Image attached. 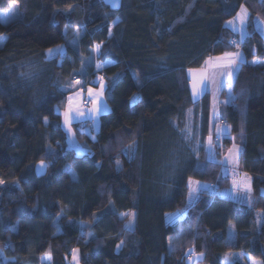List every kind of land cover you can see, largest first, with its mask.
<instances>
[{
  "label": "trees",
  "instance_id": "16d2710c",
  "mask_svg": "<svg viewBox=\"0 0 264 264\" xmlns=\"http://www.w3.org/2000/svg\"><path fill=\"white\" fill-rule=\"evenodd\" d=\"M16 2L21 19L0 22V264H264V36L253 27L264 0H123L118 12L100 0ZM12 3L0 0V12ZM241 8L243 40L225 27ZM59 46L65 55L48 60ZM236 51L244 62L220 115L253 201L203 188L187 207L189 179L228 186L206 152L210 95L193 102L187 72ZM76 77L102 78L110 107L93 139L75 128L83 155L62 127Z\"/></svg>",
  "mask_w": 264,
  "mask_h": 264
},
{
  "label": "rangeland",
  "instance_id": "374dc122",
  "mask_svg": "<svg viewBox=\"0 0 264 264\" xmlns=\"http://www.w3.org/2000/svg\"><path fill=\"white\" fill-rule=\"evenodd\" d=\"M10 8H11V6H10ZM6 11H1L0 12V22L1 23L7 24V23H10L12 21L21 19V13H20V10H19V5H18V8L16 10L15 17L12 18L10 21H5L4 18H3L2 14H4ZM238 14L245 16V20H244V24L243 25H241L240 22H239V19H237ZM234 19H236L235 30H233L232 26L227 24L228 21L225 23V27L228 28L229 30H231L232 32H234L235 34H237V35L239 34L240 35V40H243L246 37L247 34L242 37L241 33L242 32L248 33V25H249V14H248V11L247 10L245 11L244 8H241L239 10V12L237 13V15L234 18L230 19V20H234ZM253 27H254V29L256 31H258L260 34H262L264 36V22L263 21H260L259 19H255L253 21ZM5 41H6V37L5 36H0V48L4 45ZM58 49L62 50V51H58ZM52 50L53 51H52L51 54L49 53V51L46 53V57H47L48 60L54 59V58H56L58 56H62L63 57L65 55V47L64 46H59V47H56V48H54ZM215 62H216L215 58H213L211 63H215ZM209 67L210 66L208 64H206L205 69L207 71H206L205 75L208 76V79H207L208 82L206 84H207V89H209L212 92V94H211L212 95V100L214 101V100H216V98H217L216 96L220 92V90L216 91L217 86L221 83V81H223V86L227 87V85H230L231 81H233L234 76L229 81V80H227L226 77L220 75V73L222 71H224V69L219 68L218 70L213 71L211 73V72H209ZM187 77H188V80H189V87H190L192 101L193 102H197L201 98V95L203 93L202 85H199V83H198V93L199 94L194 97L193 96V83H192L193 82V75H191L189 73V71L187 72ZM79 78L82 79V77H79ZM195 79H196L197 82H199V80L201 79V72L199 70H197L195 72ZM95 80L98 81L99 78H95ZM95 80L91 81L92 84L96 83ZM72 83H73V81H72ZM97 85H99V86L96 87V88L94 86H91V85L86 87L85 96H86V98H88L89 100H91L93 102V107L90 108V109L84 110V115L88 119L87 122H85V121L81 122L75 127L81 133H84V134L93 135L92 133L95 134L96 130L98 132L99 128H100V117L105 115V114H107V113H109V111H110V107H109V105H108V103L106 102V99H105V84L103 82V85H104L103 95L100 96L99 98H97L96 94L100 91L101 79L98 81ZM72 86H73V88H70L71 90L74 89L75 85H72ZM89 89L93 90L92 96H89ZM227 90L229 91L230 88H228ZM228 91L225 90L224 94H229ZM71 98H72L71 101L74 104L75 99H74V97H71ZM83 102H84V97H83ZM105 104L107 105L108 111H103V105H105ZM97 107H99L101 109V111L99 113H96L94 111V109L97 108ZM82 108H83V103H82ZM90 117H94L98 121V126L97 127L93 128L92 119H90ZM63 126L65 128L68 148L73 150L78 155H83L85 153L81 149V146L83 144L80 143L79 141L77 142L76 135L74 134L72 127L70 125L66 126L64 121H63ZM76 145L80 146L79 149L76 147ZM237 146H239V145H237ZM208 147H209V145L207 146V149H208ZM230 149H233V147L231 146ZM229 150L226 151L225 153H222L223 155L218 153L220 155V157L222 156L221 158H219V156H217V149L212 148L211 154H209V152L207 151L208 159L211 160V161L218 162V164L221 165V176L228 180V186L223 188V189H221V190H219V191L217 190V194L220 197L224 198V199H228V200L234 201L236 203L244 204V205H249L253 201L252 190L250 192L247 191L246 189L243 188L242 184L245 182L246 177L250 178V176L246 174V177H245V173L242 172L240 170V168H239V153H238V163H237L236 159H234V155L235 154L234 153H230ZM224 151H225V149L222 152H224ZM234 180H236L238 182L237 186H235V187L233 186V181ZM247 183H249L250 186H251V178L247 179ZM200 185H202V184L200 183ZM192 187L193 188H197V185L194 183L192 185ZM202 189L203 188H197V191L193 194L194 198L191 201L189 199V194H188L187 207H189V206H191L192 204L195 203V201L197 199V196L199 194V191H201ZM182 214H183V212H177V213H174V214H169L167 216V218H166V222L167 223H174L175 221H177V220H179V219H181L183 217ZM129 220H131V222H132V227L130 229L126 228V224H128ZM258 223L261 224V221H258ZM134 225H135V215H134V213H130L129 217L127 218V222L125 223V228L128 231H132L134 229ZM231 231H234V229L231 228ZM196 260L197 261L199 260V256L195 257V255H194L190 259V261H191L190 263L196 262ZM41 262H42V264H49V258H47V257L43 258ZM70 262H71V260H70ZM247 264H260V263L256 262V261L249 260L247 262Z\"/></svg>",
  "mask_w": 264,
  "mask_h": 264
},
{
  "label": "snow or ice",
  "instance_id": "6c2138e0",
  "mask_svg": "<svg viewBox=\"0 0 264 264\" xmlns=\"http://www.w3.org/2000/svg\"><path fill=\"white\" fill-rule=\"evenodd\" d=\"M114 6H118V0H115L114 2ZM189 7H191V5H189ZM18 8V4L16 2V0H13V3L11 5V8L9 10H7L3 15V18L5 21H10L12 18L15 17V14H16V10ZM246 11V10H245ZM237 19H239V22L241 25L244 24V20H245V16L244 15H240L238 14V17ZM228 25L232 26L233 27V30H235V27H236V19L234 20H230L227 22ZM259 27V26H258ZM247 33L246 32H242L241 35L242 37L244 35H246ZM232 44H236V41H231ZM237 47H239V45H236ZM99 49H100V46L97 45L96 46V50L97 52H99ZM52 49H49V53L51 54L52 53ZM58 51H62V50H59ZM213 58H209V61H206L205 63L208 64L210 67L212 68H222L224 69V71H222L220 73L221 76H224L227 78V80H231L234 76L235 73H237L239 71V68H238V62L239 63H243L244 62V57H243V54L239 51L237 52H226L224 54V57H216L215 58V61L216 63H211ZM253 63H256V61H253ZM97 67H100V65H97ZM197 70H193V69H189V73L191 75H193V96H197L199 93H198V83L199 85H202V90L203 91H206L207 90V84L205 83V80L208 79V76L205 75L206 73V69H201L199 70L201 72V79L199 80V82L196 81L195 79V72ZM80 74H83V72H81ZM77 84L80 83V81H76ZM220 87H223V81H221L220 83ZM103 88H104V85H103V80L101 78V87H100V91L96 94L97 98H99L100 96L103 95ZM92 92L93 90L92 89H89V96H92ZM71 100L72 98L70 97L69 98V107L67 109V111H65L64 113V117H65V120H64V123L66 126L70 125L71 123V120L73 119V108H72V103H71ZM94 111L96 113H99L101 111V109L99 107L95 108ZM103 111H108L107 109V105H103ZM77 114L78 115H82L83 113H79L77 111ZM90 119H92V125H93V128L97 127L98 126V121L94 118V117H90ZM218 131H220V129H218ZM208 149L207 151L209 152V154H211V150H212V137L209 136V139H208ZM76 147L79 149V145H76ZM131 148L132 146H129V152H126L125 154L126 155H129L130 158H131V155H133V153L131 152ZM230 153H234V159H236V162L238 163V153L240 151L239 147L236 146V145H233V149H230L229 150ZM117 164L119 165V161H117ZM40 167L41 168H44L45 167V164L43 161H41V164H40ZM245 177H246V174H245ZM247 179H250V178H247L245 179V182L242 184L243 188L246 189L247 191H251V186L249 183H247ZM0 183H3L2 180H0ZM196 184L197 185V188H204V189H207L209 186L207 185H200V183L198 181H192L191 179H189V184H188V187H189V199L190 201L193 200V194L197 191V188H193L192 185L193 184ZM237 181L234 180L233 181V186H237ZM132 227V222L131 220H129L128 224H126V228L130 229ZM123 244V241H121V245ZM118 248L120 247V245L117 246ZM202 255V254H201ZM225 264H230V262L226 259L225 260Z\"/></svg>",
  "mask_w": 264,
  "mask_h": 264
},
{
  "label": "crops",
  "instance_id": "0c3cea01",
  "mask_svg": "<svg viewBox=\"0 0 264 264\" xmlns=\"http://www.w3.org/2000/svg\"><path fill=\"white\" fill-rule=\"evenodd\" d=\"M239 37H240V35H239ZM222 57H224V56H222ZM238 68L240 69L239 63H238ZM218 69L219 68L209 67V72L212 73L213 71H216ZM237 73H235L234 78H233V81H231V84L230 85H227V87H224V86L223 87H220V84L217 86L216 91H219L220 90V92L216 96L217 97L216 100H214V101L212 100V95H211L212 92L209 89H207L206 91H203V93L201 95V97H202L204 94L207 93V94L210 95V99H211V108H210V136L212 137V141H213V139H215L217 137L218 138H222L223 140L227 138L230 141V146H229L228 150L231 148V146L233 147V145L235 143H234V139L230 136V128L226 125V123L224 122V120L222 119V117L220 115V108L222 106H224V105H232L233 102H234V96L232 94V86H233V83H234V80L236 78ZM98 81L95 80L96 83L95 84H92L91 86H94L95 88L98 87L99 86V85H97L98 84ZM207 82L208 81L205 80V83H207ZM228 88H230L229 91L227 90ZM225 90L228 91L229 94H224ZM70 97H74V99H75L74 104L71 101L72 108H73V114H72L73 115V119L71 120V123H70V126L72 127L73 132L75 134V127L79 123H81V122H84V121L87 122L88 119L84 115V109L82 108L83 96H82V94L80 92H78V88H76L75 86H74V89L71 90L70 94L67 97L65 111H67V109L69 107V98ZM65 111L62 113V127H63L64 131H65V128L63 126V121L65 120V117H64ZM77 111L79 113H83V114L82 115H78L77 114ZM218 129H220V131H218ZM96 132H97V130L95 131V133ZM87 135L90 136L92 139L94 137V135H89V134H87ZM208 139H207V142H206V152H207V146H208ZM238 147L240 149V151H239V159H240V155H241V152H242V148L240 146H238ZM212 148H214V147H212ZM81 149L83 150V152H85L84 154H86L87 151H88L87 147L84 146V144L81 146ZM217 156H219L218 155V152H217ZM221 157L219 156V158H221ZM199 258H200V256H199ZM74 263L75 264H78V257H77V255H74L72 257L71 262H70V264H74Z\"/></svg>",
  "mask_w": 264,
  "mask_h": 264
},
{
  "label": "built area",
  "instance_id": "2783aa9c",
  "mask_svg": "<svg viewBox=\"0 0 264 264\" xmlns=\"http://www.w3.org/2000/svg\"><path fill=\"white\" fill-rule=\"evenodd\" d=\"M231 41H236V44H232ZM230 41V45L233 47V48H236L237 44H238V41L237 40H231ZM76 81H80L79 84L76 83ZM89 83V82H88ZM73 85H75L77 88H78V91L82 94V96L84 97V102H83V109L86 110V109H90L93 107V102L91 100H89L88 98H86L85 94H86V87L88 86L87 85V82H85L84 80L80 79V78H74L73 79ZM89 85H92V83L90 82ZM212 147H214L215 149H218V150H221L223 151L225 149V144L223 142V139L222 138H215L213 139L212 141ZM218 187L216 185L214 186H209L207 188V192L209 194H214L216 191H217ZM74 254V251H72L70 253V255L72 256Z\"/></svg>",
  "mask_w": 264,
  "mask_h": 264
},
{
  "label": "water",
  "instance_id": "95a60500",
  "mask_svg": "<svg viewBox=\"0 0 264 264\" xmlns=\"http://www.w3.org/2000/svg\"><path fill=\"white\" fill-rule=\"evenodd\" d=\"M101 3L107 7L111 12H118L121 9V5H122V1L123 0H118V6H114V2L115 0H100ZM39 163L36 167H35V174L38 178H44L47 175V171H48V167L45 164L44 168L40 167Z\"/></svg>",
  "mask_w": 264,
  "mask_h": 264
}]
</instances>
